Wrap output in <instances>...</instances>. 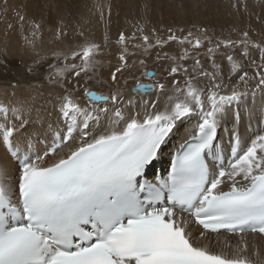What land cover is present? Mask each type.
I'll use <instances>...</instances> for the list:
<instances>
[{"label": "snow or ice", "instance_id": "snow-or-ice-1", "mask_svg": "<svg viewBox=\"0 0 264 264\" xmlns=\"http://www.w3.org/2000/svg\"><path fill=\"white\" fill-rule=\"evenodd\" d=\"M137 7L0 0V264H264V0Z\"/></svg>", "mask_w": 264, "mask_h": 264}, {"label": "bare ground", "instance_id": "bare-ground-1", "mask_svg": "<svg viewBox=\"0 0 264 264\" xmlns=\"http://www.w3.org/2000/svg\"><path fill=\"white\" fill-rule=\"evenodd\" d=\"M20 0H10V3H18ZM35 2V0H33ZM119 3L123 5L121 9V17H120V24L118 25L116 20L117 18L113 16V23H112V34L115 35L117 28L123 25V17L125 13L129 14L131 17L134 11H138V5L142 2V0H118ZM81 3H91V0H81ZM250 3L255 4L256 0H250ZM85 16H87L86 10H84ZM9 18H12L11 11L9 12ZM86 27L91 28L92 32L94 33L96 39H100L102 37V28L93 22L90 25H86ZM3 29V24L0 23V30ZM16 38L14 37V40ZM49 40V36L45 34V42ZM2 46V45H0ZM0 81H14L16 77H20L24 74V69L21 64V57L18 53V44L14 43L10 48L7 57L3 58L0 57ZM6 65V66H5ZM6 87L5 84L0 83V92H2L3 88ZM21 96L26 95L25 93H21ZM37 107L46 108L48 113L52 112V108L50 104H46L43 99L37 101Z\"/></svg>", "mask_w": 264, "mask_h": 264}, {"label": "rangeland", "instance_id": "rangeland-1", "mask_svg": "<svg viewBox=\"0 0 264 264\" xmlns=\"http://www.w3.org/2000/svg\"><path fill=\"white\" fill-rule=\"evenodd\" d=\"M22 69H24V68H22Z\"/></svg>", "mask_w": 264, "mask_h": 264}]
</instances>
